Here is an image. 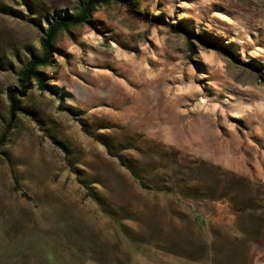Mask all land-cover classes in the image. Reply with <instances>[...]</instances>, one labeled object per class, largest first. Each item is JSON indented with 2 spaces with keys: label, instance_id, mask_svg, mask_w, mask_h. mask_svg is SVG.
Wrapping results in <instances>:
<instances>
[{
  "label": "rangeland",
  "instance_id": "1",
  "mask_svg": "<svg viewBox=\"0 0 264 264\" xmlns=\"http://www.w3.org/2000/svg\"><path fill=\"white\" fill-rule=\"evenodd\" d=\"M82 1L0 0V264H264V220L227 195L264 182V0L102 5L40 68L54 92L24 91Z\"/></svg>",
  "mask_w": 264,
  "mask_h": 264
},
{
  "label": "trees",
  "instance_id": "2",
  "mask_svg": "<svg viewBox=\"0 0 264 264\" xmlns=\"http://www.w3.org/2000/svg\"><path fill=\"white\" fill-rule=\"evenodd\" d=\"M113 1L118 2L120 0H83L75 12H67L65 14L53 16L51 19L48 18V27L45 29L41 38L42 53L40 55L34 54L27 59L18 73L24 91L29 88L31 80H35L41 90L54 92V89L48 84V82H46L45 75L40 68L52 64L54 58V43L56 42L59 34L64 30H68L70 27L89 23L96 11L102 5L109 4ZM186 35L189 42V48L193 52L195 51L193 39H197L203 43V45L205 44L218 51L226 52L224 45L218 43L217 41L206 40V38H204V34L202 33L193 38L188 33H186ZM16 96V89L10 88L8 98L10 100V113L12 115L20 110V104ZM60 107L61 109H64L63 105ZM119 158L124 161L123 156L120 155ZM135 162V164L130 163L127 165H129V168L135 176L142 178L140 174V166L138 164L139 161L135 160ZM236 178L244 183L247 190V197L239 200L238 197L241 196V194L238 193L239 188L236 189V187H229L227 195L230 196L228 199L231 203L233 202L237 208L236 211H238L239 214H246L250 216L254 222H258L254 228V232H250L254 236L258 235L262 232V221L264 220L263 214L261 213V210L264 209V182H254L244 177Z\"/></svg>",
  "mask_w": 264,
  "mask_h": 264
}]
</instances>
